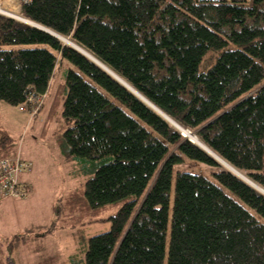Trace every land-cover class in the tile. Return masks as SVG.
Returning a JSON list of instances; mask_svg holds the SVG:
<instances>
[{"label":"trees","instance_id":"1","mask_svg":"<svg viewBox=\"0 0 264 264\" xmlns=\"http://www.w3.org/2000/svg\"><path fill=\"white\" fill-rule=\"evenodd\" d=\"M19 14L56 36L0 14V102L29 114L52 95L44 129L87 178L61 211L117 209L84 264H264V194L171 123L264 191V0H30ZM17 156L0 131V159ZM193 163L214 173L175 172Z\"/></svg>","mask_w":264,"mask_h":264},{"label":"rangeland","instance_id":"2","mask_svg":"<svg viewBox=\"0 0 264 264\" xmlns=\"http://www.w3.org/2000/svg\"><path fill=\"white\" fill-rule=\"evenodd\" d=\"M0 7V10L6 11ZM10 14L23 19L19 13ZM64 43L72 46L66 39ZM60 67L52 80V93L64 82L67 69L72 68L67 62H63ZM51 98L52 95L44 99L42 109L34 118L20 111L19 107L0 102V131L14 140L21 158L30 163V171L20 177L28 181L27 198H8L0 202V259L4 261L1 264H7L8 257L15 264H84L87 240L108 232L111 228L108 218L117 211L111 207L103 212L100 219L104 221H92L78 212L71 214L61 211L68 197L75 190L82 189L87 178L76 175L75 165L67 164L57 149L53 137L57 125L52 124L47 131L43 127ZM171 123L180 134L188 131ZM176 171L209 176L214 173V168L193 163L175 168ZM39 226L45 229L34 232L30 242L9 250L13 238L23 236L27 229Z\"/></svg>","mask_w":264,"mask_h":264},{"label":"built area","instance_id":"3","mask_svg":"<svg viewBox=\"0 0 264 264\" xmlns=\"http://www.w3.org/2000/svg\"><path fill=\"white\" fill-rule=\"evenodd\" d=\"M19 4H26L30 0H18ZM29 112L30 116H34L37 113L39 104L35 105ZM24 110V108H21ZM186 134L191 132L186 131L185 134H181L183 138H186ZM188 139V138H186ZM189 140V139H188ZM30 170V163L21 159V157H10L0 159V202L5 199H26L29 186L20 180V175Z\"/></svg>","mask_w":264,"mask_h":264},{"label":"water","instance_id":"4","mask_svg":"<svg viewBox=\"0 0 264 264\" xmlns=\"http://www.w3.org/2000/svg\"><path fill=\"white\" fill-rule=\"evenodd\" d=\"M8 17H10V18H12V19H17V20H20V21H22L23 19H21V18H18V17H13L12 16V14L10 15V16H8ZM22 22H25V23H27L28 25H30V26H32V27H34V28H36V29H38V30H40V31H43V32H45V33H47V34H50V35H53V36H56L55 34H53L51 31H49V30H47V29H45V28H43V27H41V26H39V25H37V24H34V23H32V22H29V21H26V20H24V21H22ZM63 41H65V39H62ZM76 49V48H75ZM76 50H78V49H76ZM79 52H81L82 54H84L83 53V51H80L79 50ZM85 55V54H84ZM86 56V55H85ZM95 60V59H94ZM97 62V61H96ZM100 64V63H99ZM100 67L102 68V67H104L103 65H101L100 64ZM105 69H106V67H104ZM106 70H108V69H106ZM109 71V70H108ZM110 72V71H109ZM112 73V72H111ZM116 76V75H115ZM118 82H120L122 85H124L125 87H127L131 92H133L134 94H136L140 99H142L144 102H146L151 108H153L154 110H157L154 106H152L149 102H147L144 98H142L137 92H135L132 88H130L127 84H125L121 79H119L118 77H114ZM157 111H159V110H157ZM159 113L161 114V116H163L165 119H167V120H170L169 118H167L162 112H160L159 111ZM171 121V120H170ZM189 142H191V140H189ZM192 144H194L193 142H191ZM200 146V148H202L203 150H205L206 152H208V153H210L218 162H220L221 164H224V165H226L228 168H229V170L231 171V172H233L235 175H237L238 177H240L242 180H244L245 182H247L248 184H250L251 186H253L254 188H256L257 190H259V192H261L262 194H264V191L263 190H261L260 188H258V187H256L254 184H252L250 181H248L247 179H245V178H243L241 175H239L238 173H236V171L235 170H233L231 167H229L226 163H224L221 159H219L218 157H216L213 153H211L205 146H203L201 143H198ZM198 146V145H197Z\"/></svg>","mask_w":264,"mask_h":264},{"label":"crops","instance_id":"5","mask_svg":"<svg viewBox=\"0 0 264 264\" xmlns=\"http://www.w3.org/2000/svg\"><path fill=\"white\" fill-rule=\"evenodd\" d=\"M0 6H2L4 9H6V11L9 13H19V11H20V4H19L18 0H0ZM62 83H63V81H62ZM62 83H60V84H62ZM43 127H44V124H43ZM18 156H20L19 153H18ZM21 181L28 185V181H26V180H25L26 182L23 180H21Z\"/></svg>","mask_w":264,"mask_h":264},{"label":"bare ground","instance_id":"6","mask_svg":"<svg viewBox=\"0 0 264 264\" xmlns=\"http://www.w3.org/2000/svg\"><path fill=\"white\" fill-rule=\"evenodd\" d=\"M4 14V16L6 15V16H10L11 14L9 13V12H6V11H2V10H0V14ZM75 48H76V46H75ZM76 49H78V51L80 50V51H83V50H81V49H79V48H76ZM83 53L86 55V57L87 58H89L91 61H93L94 63H96V64H98L99 66H100V64L98 63V62H96V60H94L93 59V57H91L90 55H88L87 53H85L84 51H83ZM106 72H108L109 74H111L113 77H117V76H115L113 73H111V72H109L108 70H106L104 67H102ZM159 112V111H158ZM186 136V138H188V139H190L191 140V142H193L195 145H198V146H200L198 143H200L196 138H194L193 136H192V134H186L185 135ZM222 165H224V164H222ZM226 168H228L226 165H224ZM229 169V168H228ZM237 173V172H236ZM239 174V173H238ZM239 175H241V174H239ZM242 176V175H241ZM243 177V176H242ZM244 178V177H243ZM246 179V178H245Z\"/></svg>","mask_w":264,"mask_h":264}]
</instances>
